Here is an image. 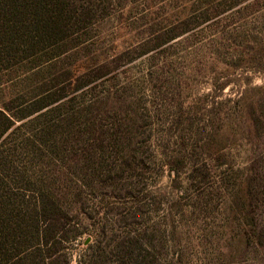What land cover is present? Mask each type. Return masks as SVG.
<instances>
[{
  "label": "rangeland",
  "instance_id": "obj_1",
  "mask_svg": "<svg viewBox=\"0 0 264 264\" xmlns=\"http://www.w3.org/2000/svg\"><path fill=\"white\" fill-rule=\"evenodd\" d=\"M47 1L9 189L69 209L63 259L264 264V0Z\"/></svg>",
  "mask_w": 264,
  "mask_h": 264
},
{
  "label": "trees",
  "instance_id": "obj_2",
  "mask_svg": "<svg viewBox=\"0 0 264 264\" xmlns=\"http://www.w3.org/2000/svg\"><path fill=\"white\" fill-rule=\"evenodd\" d=\"M47 6V0H0V259L4 264H72L71 258L63 259L62 251L66 241L78 236L67 238L69 209L59 201H38L31 206L26 201H16L18 194L9 189L20 181L21 155L23 150L28 154L25 149L30 148L14 136L25 125L27 115L13 110V99L22 92L18 85L25 62L39 49V45H12V41L20 40L24 32H42L43 41L51 38L53 32L48 28L55 30V24L61 21ZM54 10L61 11L59 0ZM58 30L63 34L62 29ZM18 122L21 124L16 125ZM121 247L122 260L145 264L133 255L131 247ZM75 264L109 261L104 253H92L88 258L80 254Z\"/></svg>",
  "mask_w": 264,
  "mask_h": 264
}]
</instances>
